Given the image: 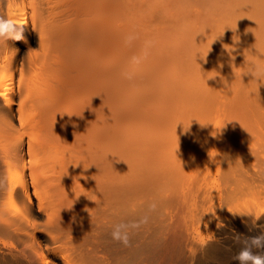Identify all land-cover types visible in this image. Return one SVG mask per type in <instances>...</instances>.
<instances>
[{"label": "bare ground", "instance_id": "6f19581e", "mask_svg": "<svg viewBox=\"0 0 264 264\" xmlns=\"http://www.w3.org/2000/svg\"><path fill=\"white\" fill-rule=\"evenodd\" d=\"M0 17L23 28L0 36V264H239L264 234V0Z\"/></svg>", "mask_w": 264, "mask_h": 264}, {"label": "clouds", "instance_id": "9594fccd", "mask_svg": "<svg viewBox=\"0 0 264 264\" xmlns=\"http://www.w3.org/2000/svg\"><path fill=\"white\" fill-rule=\"evenodd\" d=\"M22 31L23 28H20L19 33L14 35L13 33L16 32L15 26L11 23V21H7L3 17H0V36L7 35L8 38L21 39ZM151 44V41H146V48L150 47ZM132 59L135 63L141 62V58L133 57ZM249 73H251L256 81L264 83V68H261L259 65H257L255 69ZM127 78L131 80L132 76L128 75ZM137 226L138 225H132V227ZM112 239L123 244L124 246H129L130 244V234L128 231L123 230V226H117L114 228L112 231ZM235 240L237 243L242 245L239 252L234 257V259L239 261V264H264V256L253 253L254 248H264V234L244 238L238 235L235 237Z\"/></svg>", "mask_w": 264, "mask_h": 264}]
</instances>
